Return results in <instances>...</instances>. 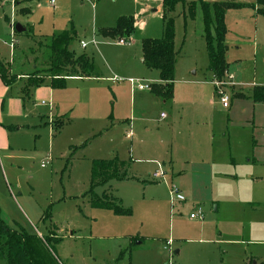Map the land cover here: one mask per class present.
Instances as JSON below:
<instances>
[{"label":"rangeland","instance_id":"374dc122","mask_svg":"<svg viewBox=\"0 0 264 264\" xmlns=\"http://www.w3.org/2000/svg\"><path fill=\"white\" fill-rule=\"evenodd\" d=\"M49 1L29 0L25 4L29 13L25 14L20 11L22 7L13 6L17 0H0V61L8 79L14 80L9 82V88L0 90L1 219L11 230L35 237L42 264L264 262V219L249 216L242 207L223 203L213 213L215 203L200 202L205 218L203 223L193 221L189 215L199 205L190 210L175 205L170 213L164 186L145 190L141 184L128 180L111 181L93 190L99 198L107 194L115 205L129 211L128 215L90 204L92 162L116 159L129 166V173L143 176L153 167L152 161L162 164L170 153L166 143L178 128L160 118L161 114L169 116V107L150 90L134 89L128 80L147 84L157 78L158 71L141 63L138 46L144 39L160 40L163 22L169 19L173 21L174 46L180 52L174 84L182 78L201 79L209 62L206 42L197 34L201 30V14L197 12L195 22L188 17L194 0H54V7ZM164 1L176 4L171 10L162 7L157 13L147 11ZM225 2L254 5L256 0ZM91 4L96 6V17ZM119 13L142 24L136 26L131 45H121L118 39L103 34L116 26L118 18L112 19ZM262 23L264 18L254 17L248 8L230 10L225 20L226 33L228 30L234 38L237 26L248 29ZM14 25L24 27L25 32L15 34ZM71 31L77 35L71 36L68 51L74 57L87 55L101 80L69 81L63 89H50L45 83L31 87L27 78L32 74L40 80H49L52 75L48 67L52 37ZM80 41H94L96 48L90 45L82 50ZM20 74L25 78L15 85ZM113 76L120 80L116 86L105 80ZM148 94L155 101L148 99ZM228 96L230 99L229 92ZM49 105L52 110L59 105L68 122L59 133L56 128L63 125L62 121H50L52 129L40 123L42 116L49 115ZM213 107L216 141L224 140L220 150L240 161L251 144L250 134L237 122L244 107L240 105L236 115L222 111L215 100ZM129 130L131 144L126 139ZM131 147V157L138 160L134 164ZM45 161L49 165L43 169L40 165ZM136 236L143 241L131 244V237ZM42 239H47V243L43 244ZM166 241L170 242L172 255L165 250ZM138 242L142 244L136 246Z\"/></svg>","mask_w":264,"mask_h":264},{"label":"crops","instance_id":"0c3cea01","mask_svg":"<svg viewBox=\"0 0 264 264\" xmlns=\"http://www.w3.org/2000/svg\"><path fill=\"white\" fill-rule=\"evenodd\" d=\"M17 1L18 2L15 5L11 2H8L7 4H11L15 8L22 7L20 11L22 13L27 12L26 14H28L29 9L26 8V6L29 3V0ZM205 1L213 3L227 0ZM91 7L93 8L94 16L96 17V6L91 4ZM161 9L162 4L156 9L147 8V11L157 13ZM250 10L254 17H261L256 15L255 10ZM228 12L229 11L225 14L224 22ZM123 14L125 13L114 15L112 21H115V19L117 20V18H120ZM196 16L192 20L193 22L196 21ZM133 19L135 22V28L137 25L142 26L137 19ZM22 28L25 32L26 29L24 27ZM235 31L237 34L234 38H232L231 35H228V30L225 35V44L227 46V52L225 54L227 69L225 75L231 76L233 82L232 87L224 89V92L227 94L229 92L231 94L228 108L225 109L220 104L216 95L215 87L212 85L214 78L212 74L208 72V68L198 81L186 80V78L175 80V84L173 82L175 87H173L172 99L169 101L161 99V103L169 107V116L167 117V115L161 114L160 118L162 120L168 119V124L175 125V127L178 128L172 138L166 143L170 146V153L166 156V159L161 161L162 164L152 161L150 164L153 165V167H150L143 176L140 174L135 175L129 173V166H127L126 174L128 181H135L141 184L145 190L150 189L149 187L154 189L164 186L167 196V185L171 184L175 186L186 199L182 204H175H180L181 210H185L186 208L190 210L191 207H194L195 205H199L197 207L201 208L202 205L199 204L200 202H208L209 204H216L212 209V212L215 213L218 211L220 204L224 203L230 204L233 207H242L248 211L249 216L253 215L264 219V104L255 103L252 99V92L255 88H264V23L261 25H251L248 29H244L242 26H237ZM198 32V36L204 39L202 36V25L201 30H198ZM64 33H68L69 36H72L73 38H76L77 35L74 31ZM133 39L134 36L129 38V45L133 44ZM86 44L87 46L84 49L80 48L85 50L90 45L96 48L94 41L91 44ZM138 47L139 57H142L141 43ZM175 51L177 53V62L180 57V52L176 49ZM250 56L252 57L251 61ZM141 63H143L142 58ZM206 75H208V77H206ZM158 76L157 78L154 77V79H152V83L147 84L149 86L160 85L161 82ZM17 78L15 85H18L25 76L20 74ZM113 78H116V76L105 80L112 86L118 85L120 81L112 82L111 80ZM100 80L101 78L94 73L89 78L66 79V83L69 81L98 83ZM44 83L48 86L47 84H49V80L45 79ZM4 88L6 87L0 80V90L3 91ZM52 93L54 94L53 91ZM52 93L49 92V96L53 97ZM148 95L150 96L148 99L155 101L153 95ZM210 95L212 99H208ZM213 100H215L216 105L220 104L222 111L229 113V115H236V110L240 105H243L244 107L243 116L237 122L241 124L240 128L245 131V133L250 134L251 144L250 149L248 151L245 150V152L241 154L240 161L232 158L231 154H227L220 150L224 145L223 139H219L218 142L216 141L218 131H216L214 127L215 112L213 111ZM63 112L64 111L60 110L59 105L53 110L49 105V115L42 116L40 123L45 126L50 125L51 127L50 121L58 119L63 122L62 127H65L68 122L65 120ZM129 122L127 121L126 125L129 124L130 126ZM126 139L131 144L132 137L130 139L126 137ZM132 153H134V151L131 147V160L133 159V157H131ZM133 161V164L138 162L136 159H133ZM156 164L162 166L166 174V184L153 182L151 180V174L157 169ZM221 185H223V187H221ZM174 206L171 207L170 205V213ZM204 218L205 216H203V220ZM134 238L131 237V244L136 241H143V239L138 236H136L135 239ZM140 242H138L136 246L141 245L142 243ZM166 243L167 241L165 242V246ZM175 254H177V252H175ZM3 264H5V262ZM253 264L256 263L254 262Z\"/></svg>","mask_w":264,"mask_h":264},{"label":"trees","instance_id":"16d2710c","mask_svg":"<svg viewBox=\"0 0 264 264\" xmlns=\"http://www.w3.org/2000/svg\"><path fill=\"white\" fill-rule=\"evenodd\" d=\"M176 1H164L162 7L171 10ZM250 8L255 10L256 15L264 17V0H256L254 5L238 4L233 2H213L206 3L204 0H194L188 10V17L193 20L197 12L201 14L202 36L206 42L209 60L208 72L214 79L222 80L227 64L225 54L227 46L225 44L226 26L224 22L227 11ZM27 12H25L26 14ZM31 31V30H30ZM135 32V22L132 17H120L116 26L103 31L104 36L113 39H129ZM71 37L68 33L59 34L52 38L49 46L50 56L49 86L51 89H63L66 86V79L69 78H89L94 74L93 62L85 55L74 57L68 51ZM141 52L143 63L151 70L158 71L160 85L150 86V91L156 97L164 101L172 99L174 68L177 53L174 47V28L171 19L164 20L162 38L160 40H141ZM0 80L7 88L10 87L7 70L0 61ZM31 87H39L44 84L42 78L36 79L35 75L27 78ZM252 99L255 103L264 104V88H255L252 92ZM62 127V126H61ZM61 127L56 128L57 132ZM69 161V160H68ZM127 165L116 159L111 161H94L91 164L89 196L90 204L97 209L111 210L115 214L128 215L130 212L122 210L119 205L108 199L107 194L101 198L97 197L93 190L103 187L111 181H125ZM48 239V238H47ZM47 239L41 241L47 243ZM46 246V245H45ZM0 260L5 264H42L35 249V237L28 235L24 231H13L0 217ZM264 264V262L260 263Z\"/></svg>","mask_w":264,"mask_h":264},{"label":"built area","instance_id":"2783aa9c","mask_svg":"<svg viewBox=\"0 0 264 264\" xmlns=\"http://www.w3.org/2000/svg\"><path fill=\"white\" fill-rule=\"evenodd\" d=\"M82 3H91L90 0H80ZM50 4L52 6H54L55 2L54 0H50ZM129 39H119L118 43L121 45H129ZM93 43V42H92ZM87 46L86 43L84 42H80V47L82 49H84ZM112 82H119L120 80L117 78H113L111 80ZM128 83L136 90L138 91H148L150 90V86L145 84V82H141V81H136V80H132L129 79ZM212 85L215 87L216 90V95L218 97V100L220 102V104L222 105L223 108L227 109L229 106V96L226 92H224V89L230 88L233 86V82H232V77L231 76H226L224 74L222 80H216L213 79L212 81ZM127 138H131L132 137V133L131 130H129L126 134ZM49 164V161H45L44 163L41 164V168L46 167ZM157 165V169L155 170L154 173L151 174V180L153 182H160V183H165V172L162 168V166L160 164H156ZM166 184V183H165ZM167 192H168V200L169 203L171 205V207H173L176 203H183L186 201L185 197L178 191V189L169 184L167 185ZM203 211L200 207H197L193 213H191L189 215V219L190 220H195V221H202L203 220ZM165 250H168L170 255H172V252L170 251V242L167 241L166 243V247Z\"/></svg>","mask_w":264,"mask_h":264},{"label":"water","instance_id":"95a60500","mask_svg":"<svg viewBox=\"0 0 264 264\" xmlns=\"http://www.w3.org/2000/svg\"><path fill=\"white\" fill-rule=\"evenodd\" d=\"M14 31L16 34H21L24 32V29L19 25H14Z\"/></svg>","mask_w":264,"mask_h":264}]
</instances>
